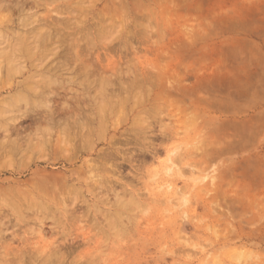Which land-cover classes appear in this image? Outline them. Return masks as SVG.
<instances>
[{
	"label": "rangeland",
	"instance_id": "obj_1",
	"mask_svg": "<svg viewBox=\"0 0 264 264\" xmlns=\"http://www.w3.org/2000/svg\"><path fill=\"white\" fill-rule=\"evenodd\" d=\"M23 1L33 18L47 10L35 9L31 0ZM162 1L69 0L76 19L90 25L102 21L100 51L105 66L101 78H112L114 84L108 88L115 89L121 99L117 109L113 107L115 111L107 115L109 132L76 164L92 162L99 149L108 151L114 143L121 155L109 162L118 165L120 175L111 172L110 179L124 176L119 180L123 185L115 184L117 193L100 192L101 199L104 196L101 202L97 188L90 191L85 183L77 184L82 190L71 206L77 216L68 220H63L66 210H60L55 217L58 221L48 217L44 223L40 219L16 223L10 209L0 207L8 214L0 263L1 254L19 253L28 259L60 247L71 264H264V0ZM161 54L169 56L164 57L170 61H162L164 65L168 62L167 67L162 66L167 72L160 71ZM141 62H151L158 69L148 63L145 72ZM153 69L164 73L158 87L150 82L153 77L150 84L146 80L145 73L152 75ZM178 72L183 73L181 78ZM17 75L16 80L23 79ZM66 88L60 90L61 101L70 100L74 90L82 92V86L75 83ZM94 94L97 90L91 88L86 96ZM19 111L15 122L24 128L28 123L21 120L26 114L19 115ZM129 148L137 154L131 163L124 160L131 156ZM40 156L34 159L50 158ZM15 161L17 165L18 159ZM2 163L0 189L13 180L27 179L36 168L12 171L14 167L9 168L7 162L6 166L5 160ZM58 166L47 170L57 172ZM87 174V170L81 172L82 177ZM129 190L138 202L132 198L130 206L119 203L117 194L128 201ZM94 202L102 213L94 212Z\"/></svg>",
	"mask_w": 264,
	"mask_h": 264
},
{
	"label": "bare ground",
	"instance_id": "obj_2",
	"mask_svg": "<svg viewBox=\"0 0 264 264\" xmlns=\"http://www.w3.org/2000/svg\"><path fill=\"white\" fill-rule=\"evenodd\" d=\"M31 4L32 6H35V9L40 7L46 8L47 10L45 14L37 18H33L34 13H27L28 10H26V7L28 8V6L26 1L17 0V2H12L11 0H0V96L4 95V92L7 93L6 96L4 95L3 97H0V124H2L0 127V133H3V136L0 135V159H2L0 160V166L2 165L4 168L2 161L5 160L4 164L7 162V164H9V168L10 166L14 167L12 171L22 170V168H30L33 165L36 167L31 176L27 179L13 180L14 183L8 184V186L4 187L5 189H0V199H2V201L0 200V207L6 206V208L10 209L11 214L13 213L18 219L17 221L15 220L16 223L29 222L30 220L32 221V219L36 221L40 219V223H42L43 219H48V217H51V219L54 220L57 219L58 221V218H55L57 217L56 214L65 210L68 214L63 213V220L64 218L68 220L70 217L76 218L77 211L74 212L75 208L73 207V209H71V206H73L72 204L74 203V196L79 193L80 189L82 190L81 187L78 188L77 184L85 183L87 190L90 188V191L97 188V199L102 202L104 196L101 194V196H103L101 199L99 193H104V191L117 193L115 184H121L120 181L124 178V176L122 178L120 177L121 179H118V177L113 179L114 181L110 179L111 172H113V176H115V174H119L117 173L119 168L114 162H109V159L117 158V156L121 155L119 147L112 143L113 141L111 142L112 145L110 148H108L110 150L105 151L104 149L103 151L99 149L96 158L92 160V162L85 159L86 161L81 164H76L83 153L95 150L96 141L102 139V135L108 128L106 122L107 117L115 111V106L121 101V99L118 98L119 96L116 97L115 89L110 87L108 88V86L114 84L113 81H111L112 78H101V73L104 71L105 66L102 65L100 51V48L103 45L102 41H100L103 35L100 30L102 21L100 22L99 18V22L93 25L91 21L92 25H90L87 21L76 19L74 17L75 15L73 16L71 14L70 9L72 6H70L69 0H31ZM80 8L77 9L80 11ZM64 10L68 12L66 16L60 14L62 11L64 12ZM74 13H76V11ZM161 34H163V32H161ZM162 37L164 38V36ZM162 37H160L161 39L159 38V45L161 44L160 42H162ZM114 50L115 49L113 48L112 51ZM112 51L110 50L109 52L112 53ZM151 52H155V50ZM160 53H162V51H160ZM164 53H168L167 50L162 54ZM145 54L146 55H144V57L146 59L147 53ZM162 54L161 56L163 57H169L167 54ZM111 55L112 57L109 56L110 59L113 58V54ZM132 55L130 57L133 58L134 56ZM140 55L142 57V54ZM161 56L160 59L163 58H161ZM130 57H128L129 60ZM138 57L141 58L140 56ZM152 60L153 57L151 58V61ZM163 60L170 61L169 58L165 59L164 57V59L161 60V64L164 62ZM113 61L117 63L116 59ZM148 63L149 62L145 65L142 63L143 65H141L144 66L143 68L146 66L144 70L145 72L147 70ZM150 63L149 65H152L151 68H156L155 65L153 67L154 61L152 62L153 64ZM165 63L167 64L168 62ZM166 64L164 65L163 63V65H161L160 71L162 69L163 72H167V70H163L162 68V66L167 67L168 64ZM137 67L139 66L137 65ZM149 67L148 73L151 69H149ZM178 68L181 69V65ZM156 69H158V67ZM172 70L173 68L170 71L174 72ZM137 71L138 70L136 69V73ZM155 71V73L153 71V76L151 75L152 69L150 74L145 73L148 77L146 80H148L149 83V80L151 79L150 77H153V79L150 80L151 83L155 82L154 85H157L158 82L159 84H162L160 81L163 79L162 77L164 75L161 77V74L164 73L158 72L159 70ZM179 72L177 74H179ZM113 73L115 72L113 71ZM174 73L173 76H177V74ZM16 74H19V76L20 74L23 75V79L16 80ZM66 74H71L70 78L66 77ZM182 74H179L180 78ZM171 79L176 80L177 78L171 77ZM174 80L172 81L177 83V80ZM172 81H169L171 86L174 84ZM72 83L81 85L82 92L80 91V93L78 90H74L73 92H75V95H73L70 100L61 101L63 95L60 90L65 91L68 89L66 86ZM169 83L167 86H170ZM158 85L156 87H158ZM91 88H95L97 90V94H94L93 96H86L87 91L89 93ZM69 89L72 90V88ZM161 94L163 97L164 93L162 92ZM171 101L174 105V99ZM93 102L96 103V105H94ZM110 106L112 108L114 107V110H112ZM117 107L118 106H116V109ZM21 108H24V110L19 111ZM109 110L112 111L108 112ZM17 111L21 112L19 115L24 114V112L26 114V116H24L25 114L23 115L25 119H20L22 124L23 122L28 123L26 126L23 125L25 126L24 128L20 126V123L18 125L15 122L17 120V117L15 116ZM26 130H28L27 134H22ZM35 153L37 154L35 155ZM130 153L131 156L129 159H126L127 156L124 157L127 154L124 155L122 153L125 158L124 160H128L129 163L137 157V154L132 151ZM38 154L39 157H41L40 154H43V156L46 154L50 158H45L41 161H39V157L34 159V156H38ZM16 159H18L17 165H15ZM57 164L59 165L57 172L47 170L49 166ZM85 170H87L88 174L86 177H82L81 172ZM98 172H105L107 175L105 177H101ZM122 185L123 184L120 186L122 187ZM130 190L132 191V189ZM130 190L129 193L131 198L128 201H125L122 197H119V194H117L116 198L119 200V203L121 202L122 204H127V206L132 204V202H130L131 199H135L136 197H133L134 193L132 195ZM93 192L96 193V191ZM93 195L95 197V194ZM136 202H138V200ZM94 204L96 203L94 202ZM96 205V209L94 208L95 206L93 207L94 212L96 210L95 213H102L103 210L98 207V204ZM10 211H8V213ZM6 216H8V214L0 208V241L2 239L4 240V231L7 230H5L7 224L5 226L4 221ZM83 216L81 215L80 217ZM3 240L2 242H4ZM52 245L50 246L52 247ZM3 246L0 247L4 248ZM70 246H73V243L72 245L70 244ZM61 251L60 247H53L50 250L45 251L46 253L43 256L36 253V256H28L30 257L28 259L26 255L19 253H14V255L12 254L11 256L4 255L5 257L1 254L2 259L0 264H71L66 261L68 255Z\"/></svg>",
	"mask_w": 264,
	"mask_h": 264
},
{
	"label": "crops",
	"instance_id": "obj_3",
	"mask_svg": "<svg viewBox=\"0 0 264 264\" xmlns=\"http://www.w3.org/2000/svg\"><path fill=\"white\" fill-rule=\"evenodd\" d=\"M259 1H261V0H259Z\"/></svg>",
	"mask_w": 264,
	"mask_h": 264
}]
</instances>
